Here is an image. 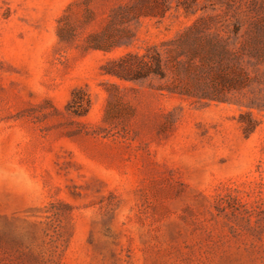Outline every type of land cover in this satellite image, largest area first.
<instances>
[{
	"label": "rangeland",
	"instance_id": "rangeland-1",
	"mask_svg": "<svg viewBox=\"0 0 264 264\" xmlns=\"http://www.w3.org/2000/svg\"><path fill=\"white\" fill-rule=\"evenodd\" d=\"M132 1L0 0V264H264V0H197L234 16L219 29L253 82L229 102L106 74L203 14L112 19Z\"/></svg>",
	"mask_w": 264,
	"mask_h": 264
},
{
	"label": "trees",
	"instance_id": "trees-1",
	"mask_svg": "<svg viewBox=\"0 0 264 264\" xmlns=\"http://www.w3.org/2000/svg\"><path fill=\"white\" fill-rule=\"evenodd\" d=\"M174 3L175 0H133L114 10L112 19L120 18L126 24H139L143 18L163 20L174 9L180 8L194 15L203 10V14L176 39L163 42V51L153 46L143 54L127 52L108 62L106 74L138 84L158 80L160 85L157 89L160 91L203 101L229 102L232 100L231 94L233 97L240 94L253 82L247 68L242 65L243 49L235 48L233 38L225 37L219 29L230 21L234 25V16L228 18L226 15L208 14V7L199 9L197 0H178L177 5ZM263 34L262 31H256L251 35L250 54L257 52L253 40L262 39ZM134 37L131 34L128 39ZM117 40L112 38L109 41L102 34L93 33L89 35L88 43L94 50L109 52L120 46L116 45ZM131 43L128 41L124 44L129 46ZM110 86L114 91H120L119 85ZM90 106L89 94L82 88H76L67 110L71 115L85 116ZM257 108L264 110V106ZM256 126L254 120L249 121L247 130L252 132Z\"/></svg>",
	"mask_w": 264,
	"mask_h": 264
}]
</instances>
